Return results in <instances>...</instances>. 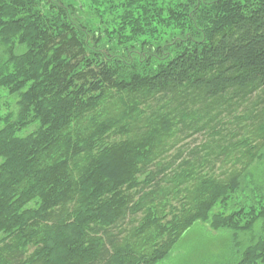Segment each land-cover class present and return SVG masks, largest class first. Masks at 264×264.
<instances>
[{
	"label": "trees",
	"instance_id": "1",
	"mask_svg": "<svg viewBox=\"0 0 264 264\" xmlns=\"http://www.w3.org/2000/svg\"><path fill=\"white\" fill-rule=\"evenodd\" d=\"M0 45L17 100L0 264H164L196 224L264 232L262 149L231 175L215 173L227 151L166 159L223 113L262 111L264 0H0ZM230 264H264V235Z\"/></svg>",
	"mask_w": 264,
	"mask_h": 264
},
{
	"label": "rangeland",
	"instance_id": "2",
	"mask_svg": "<svg viewBox=\"0 0 264 264\" xmlns=\"http://www.w3.org/2000/svg\"><path fill=\"white\" fill-rule=\"evenodd\" d=\"M3 54L4 48L0 45V57H3ZM14 99L5 90L0 89V122H4L9 115L13 114L12 112H17V100ZM256 100L257 98H254L243 107H234L235 110L232 113H223L219 123L213 125L216 128L214 131L176 137L177 139L173 140L175 147L168 153L166 159L171 160L178 150L183 153V158H190L193 152L199 151L201 156H205V158L209 156L210 160V154H224L227 151L229 156L224 157L223 155L222 159L217 161L215 173L231 175L242 172L244 170L243 159L239 162L238 160H241L250 147L257 148L258 152L260 148L262 149L260 153H264V139L261 140L257 135L259 128L264 126V107L258 108L262 111L257 112V116H254L252 111ZM218 133L220 135H216ZM204 161L205 159H203ZM262 168L256 171L263 172ZM247 171L253 174L255 170L250 168ZM258 173L260 174V172ZM211 174L212 172L208 169L203 172V175ZM261 224L264 227L262 221L257 226L259 227ZM259 230H257L258 232L254 231L253 235L250 233L236 234L230 231L216 232L210 225L196 224L182 236L164 264L233 263L252 243V240L259 239L264 235V232H259Z\"/></svg>",
	"mask_w": 264,
	"mask_h": 264
}]
</instances>
